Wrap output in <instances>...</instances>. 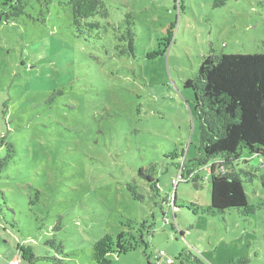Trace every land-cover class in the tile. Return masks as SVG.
<instances>
[{
    "label": "rangeland",
    "instance_id": "rangeland-1",
    "mask_svg": "<svg viewBox=\"0 0 264 264\" xmlns=\"http://www.w3.org/2000/svg\"><path fill=\"white\" fill-rule=\"evenodd\" d=\"M17 1L0 0V264H154L157 250L173 264H264L262 159L236 164L251 214L202 211L211 160L171 184L200 157L184 82L209 54L264 53V0H99L108 16L84 35L68 0H20L5 20ZM142 221L148 247L98 256Z\"/></svg>",
    "mask_w": 264,
    "mask_h": 264
},
{
    "label": "trees",
    "instance_id": "trees-1",
    "mask_svg": "<svg viewBox=\"0 0 264 264\" xmlns=\"http://www.w3.org/2000/svg\"><path fill=\"white\" fill-rule=\"evenodd\" d=\"M52 1L55 0H45ZM213 1V5L218 7L228 0ZM68 3L73 25L79 35L99 29L101 24L98 17L105 20L108 16L99 0H68ZM16 4L12 9L14 13L4 15L5 20H13L23 13L25 4L20 0ZM131 37L132 34L127 31L129 50H132ZM184 86L191 88L193 93L194 109L199 122L200 157L184 161L181 167L177 165L186 174H181L179 182H187L192 178L195 183L201 179L197 169L211 160L210 172L205 177L210 182V204L202 211L215 214L226 209H236L243 215L253 213L256 207L248 203L241 179L242 174H251L236 164L243 151H247L252 157L262 159L261 164L264 166V53L209 54L201 60L197 74L187 79ZM145 178L150 190L158 193L154 179ZM258 178L264 187V172ZM128 188L135 199H142L132 186ZM126 225L132 227L130 222ZM152 225L146 221L137 224L133 229L138 235L133 240L119 238L122 240L115 241L109 236L104 237L97 243L95 251L98 256L104 257L110 252L123 253L139 245L146 248L149 244L147 236L152 234ZM27 256L28 259L33 258L30 252Z\"/></svg>",
    "mask_w": 264,
    "mask_h": 264
},
{
    "label": "built area",
    "instance_id": "built-area-1",
    "mask_svg": "<svg viewBox=\"0 0 264 264\" xmlns=\"http://www.w3.org/2000/svg\"><path fill=\"white\" fill-rule=\"evenodd\" d=\"M182 179V175H178L177 179H173L172 183L177 184ZM154 264H173V259L168 256L163 250H157L153 253ZM8 264H20V261L15 258L8 262Z\"/></svg>",
    "mask_w": 264,
    "mask_h": 264
}]
</instances>
